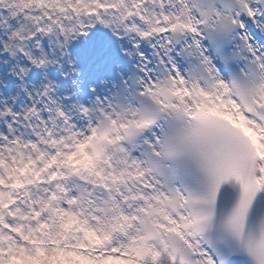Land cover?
Returning a JSON list of instances; mask_svg holds the SVG:
<instances>
[{
	"label": "snow or ice",
	"instance_id": "snow-or-ice-1",
	"mask_svg": "<svg viewBox=\"0 0 264 264\" xmlns=\"http://www.w3.org/2000/svg\"><path fill=\"white\" fill-rule=\"evenodd\" d=\"M0 264H264V0H0Z\"/></svg>",
	"mask_w": 264,
	"mask_h": 264
}]
</instances>
